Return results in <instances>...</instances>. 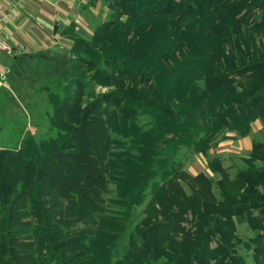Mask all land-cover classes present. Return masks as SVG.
<instances>
[{
  "label": "trees",
  "instance_id": "trees-1",
  "mask_svg": "<svg viewBox=\"0 0 264 264\" xmlns=\"http://www.w3.org/2000/svg\"><path fill=\"white\" fill-rule=\"evenodd\" d=\"M99 5L66 57L12 61L44 81L49 123L0 146V264H264V141L234 175L209 154L264 125V0Z\"/></svg>",
  "mask_w": 264,
  "mask_h": 264
},
{
  "label": "rangeland",
  "instance_id": "rangeland-1",
  "mask_svg": "<svg viewBox=\"0 0 264 264\" xmlns=\"http://www.w3.org/2000/svg\"><path fill=\"white\" fill-rule=\"evenodd\" d=\"M107 16L108 9L104 5H100L97 9L93 7L86 13L85 18L89 25L83 31L88 37L92 35L97 25L107 19ZM67 49L69 46L62 43L53 54L49 52L45 54L53 59L64 58L67 56ZM19 59L29 60L26 61L27 64L34 62L29 55H21ZM19 75L18 77L14 72V67L11 68L10 73L5 72L0 75V146L16 145L20 138L19 134L24 128H29L35 134L45 132V127L49 123L47 93L38 88L44 81L32 79L34 84H30L24 74ZM97 90L105 91L106 88L98 87ZM254 140L264 141V125L259 120L253 124L252 132L247 137L236 136L234 132L227 133V137L220 136L209 154L212 157H222L225 167L234 175L237 167L245 165L244 158L249 156ZM180 158L185 162V167L189 172L193 174L205 172L218 178V175H214L209 170L208 157L184 148L180 153ZM238 229L244 239L249 240L252 237L251 230L245 225H239ZM239 249L242 253H246L242 246H239ZM249 261L250 264H254L251 258Z\"/></svg>",
  "mask_w": 264,
  "mask_h": 264
},
{
  "label": "crops",
  "instance_id": "crops-1",
  "mask_svg": "<svg viewBox=\"0 0 264 264\" xmlns=\"http://www.w3.org/2000/svg\"><path fill=\"white\" fill-rule=\"evenodd\" d=\"M86 4L87 0H0L2 33L13 46L12 54L0 50V75L21 55L53 54L62 43L70 48L72 41L65 33L71 27L87 36L85 15L93 7L84 9Z\"/></svg>",
  "mask_w": 264,
  "mask_h": 264
},
{
  "label": "built area",
  "instance_id": "built-area-1",
  "mask_svg": "<svg viewBox=\"0 0 264 264\" xmlns=\"http://www.w3.org/2000/svg\"><path fill=\"white\" fill-rule=\"evenodd\" d=\"M2 27H3L2 19L0 18V50L6 52L8 54H12L13 53V46L9 42V40L3 35Z\"/></svg>",
  "mask_w": 264,
  "mask_h": 264
}]
</instances>
